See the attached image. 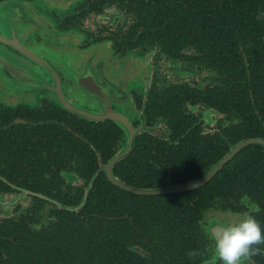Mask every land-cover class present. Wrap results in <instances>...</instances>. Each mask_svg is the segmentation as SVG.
I'll return each mask as SVG.
<instances>
[{
    "label": "flooded vegetation",
    "instance_id": "flooded-vegetation-1",
    "mask_svg": "<svg viewBox=\"0 0 264 264\" xmlns=\"http://www.w3.org/2000/svg\"><path fill=\"white\" fill-rule=\"evenodd\" d=\"M206 1L217 5L208 17ZM261 66L264 0H0V240L22 244L7 228L25 223L49 242L89 216V198L142 208L162 197L191 235L152 258L141 227L158 220L113 215L137 233L129 248L145 264H180L172 244L201 253L189 264H223L213 238L222 218L251 214L264 228V190L242 183L264 182V144L249 142L212 173L237 144L264 141ZM109 166L122 185L150 192L112 182ZM0 264L21 256L0 249ZM242 264H264V254Z\"/></svg>",
    "mask_w": 264,
    "mask_h": 264
},
{
    "label": "trees",
    "instance_id": "trees-1",
    "mask_svg": "<svg viewBox=\"0 0 264 264\" xmlns=\"http://www.w3.org/2000/svg\"><path fill=\"white\" fill-rule=\"evenodd\" d=\"M210 2L206 1L207 4H204L205 8L211 6L207 17L213 14L217 6ZM208 22L210 23L209 20ZM258 38L261 40V37L257 36L256 39ZM243 39L246 43L249 41L246 35ZM261 68L259 72H264V67L261 66ZM188 149L190 152L196 153V151L191 149V146H188ZM231 164V173H241L239 163L234 164L232 162ZM121 165V171L129 177L131 165L129 163H122ZM227 174L229 172L226 171L225 167L219 175ZM216 183L223 187L227 184L230 185L229 180H216ZM242 183L246 185V189L253 195H255L256 190H264V182L247 180ZM216 190H218L217 187ZM57 200L64 204L69 203L65 199ZM85 205L89 208V216H80L76 221L78 227L66 230L60 227V235L63 236L60 237L58 235L49 240V242L47 241V236H45L41 243H37L36 233H31L29 230L24 231L26 224L23 223L7 228V232L11 235L18 234L24 238L22 244L16 245L9 241L0 240V249L3 252L20 255L21 264H127L126 261L131 259H133L132 264H145V258L129 248L133 242H136L133 241V235L137 233L136 231H132V226L128 219L113 220L112 218L113 215H124L125 213H128L135 220L144 221L148 217L158 220L155 225L148 222L146 228L141 227V231L151 241V246H147V250H144V252L146 251L147 254H151L152 258L154 254L163 253L161 246L166 241H174V238L181 237L185 232L191 235V231L180 230H191L190 228L184 227L181 224H174L181 214L171 208L168 203L164 202L162 197H157V199L148 197L143 204L144 206L146 205L145 208H143L144 206L142 208L134 206L128 199H123L118 205L111 198H89L86 200ZM60 216L61 214H57V217ZM164 217L172 219L173 225L169 223L165 224ZM113 222H116L120 227L115 229L114 224H112ZM58 225L59 223L56 226ZM26 234H28V237H26ZM171 246V248L167 249L169 252L174 253V261L179 260L180 264H189L190 260L187 255L177 256L179 251L187 253L189 249H181L175 244Z\"/></svg>",
    "mask_w": 264,
    "mask_h": 264
},
{
    "label": "clouds",
    "instance_id": "clouds-1",
    "mask_svg": "<svg viewBox=\"0 0 264 264\" xmlns=\"http://www.w3.org/2000/svg\"><path fill=\"white\" fill-rule=\"evenodd\" d=\"M261 245H264V228L253 215L245 214L238 222L221 226L215 239V253L223 264H242L264 254ZM186 255L194 260L201 253L193 249Z\"/></svg>",
    "mask_w": 264,
    "mask_h": 264
},
{
    "label": "water",
    "instance_id": "water-1",
    "mask_svg": "<svg viewBox=\"0 0 264 264\" xmlns=\"http://www.w3.org/2000/svg\"><path fill=\"white\" fill-rule=\"evenodd\" d=\"M249 142H262L264 144V141L261 140V139H248V140H245L243 141L242 143L240 144H237L236 146L233 147V151H231V153L227 154L225 157H223L215 166L214 169H212V173H214L228 158H230L232 156V154L235 152V150L243 147L244 145L248 144ZM116 158L112 159V162L115 160ZM106 168V167H105ZM109 170H107V174H108V177L109 179L112 181V182H115L117 184H119L120 186H122L123 188L125 189H128L130 191H134V192H137V193H149L150 191H144V190H137V189H134V188H131L129 186H125V185H122L120 182L116 181L112 175V172H111V167L109 166ZM2 204H3V201H2ZM10 204V201L8 202V205ZM218 229H216V233H217ZM213 238H217V235L214 234Z\"/></svg>",
    "mask_w": 264,
    "mask_h": 264
},
{
    "label": "rangeland",
    "instance_id": "rangeland-1",
    "mask_svg": "<svg viewBox=\"0 0 264 264\" xmlns=\"http://www.w3.org/2000/svg\"><path fill=\"white\" fill-rule=\"evenodd\" d=\"M239 219L238 216L235 215H229L225 218H222V222L225 223L226 225L230 224V223H235L237 220Z\"/></svg>",
    "mask_w": 264,
    "mask_h": 264
}]
</instances>
